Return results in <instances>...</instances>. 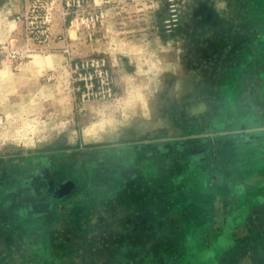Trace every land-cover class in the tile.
<instances>
[{
	"label": "rangeland",
	"instance_id": "obj_1",
	"mask_svg": "<svg viewBox=\"0 0 264 264\" xmlns=\"http://www.w3.org/2000/svg\"><path fill=\"white\" fill-rule=\"evenodd\" d=\"M40 1L21 0L19 10L7 18L0 10V42L20 40L25 16L28 22L35 20ZM49 1L51 24L59 18L69 31L64 24L54 35L51 25L50 39L28 59L32 62L14 69L4 59L0 65L6 71L26 72L24 94L14 101L18 111L10 113L15 117L8 120L3 137L0 130L5 140H0V264H157L161 252H166L164 264H200L192 255H172L193 248V242L196 247L219 248L214 262L213 255L199 256L202 264H264V239L230 240L225 249V242L218 240L190 243L176 237V226L168 228L166 238L138 242L136 256L96 254L91 252L95 240L82 238L87 223L78 218L81 199L102 194L122 159L129 157L121 164L129 174L144 151H176L170 144L184 142L202 153L215 147L214 139L230 136L235 130L228 123L231 112L216 106L228 100L234 84V78L226 76L232 71L245 75L237 62L254 54L257 35L264 37V0H89L72 7L65 20L60 0ZM53 40L61 41L55 50L63 57L41 75L36 73V80L34 65L48 55ZM90 57L105 60L112 79L109 97L83 95L75 65ZM254 66V76L246 78L239 98L251 108L257 103L255 128L261 134L264 60ZM40 102L51 106L40 111ZM58 174L74 184L60 201L42 191ZM102 176L107 181L98 191ZM71 201L79 207L69 217Z\"/></svg>",
	"mask_w": 264,
	"mask_h": 264
},
{
	"label": "crops",
	"instance_id": "obj_2",
	"mask_svg": "<svg viewBox=\"0 0 264 264\" xmlns=\"http://www.w3.org/2000/svg\"><path fill=\"white\" fill-rule=\"evenodd\" d=\"M20 2L21 0H3L0 6L2 15L7 18V15L18 11ZM56 19L55 25L51 27L54 35L62 30L64 24V29H67L66 21ZM263 28L264 25L261 29ZM261 29H257L256 25L257 31ZM254 39L253 45L257 47L254 54L247 53L237 62V65L244 67L245 75L241 71H232L226 76L234 78V84L228 93V100L221 102V109L216 106V110L231 112L228 123L235 130L230 136H226L228 138L214 139L215 147L212 145L210 150L208 148L196 157L189 155L187 151L186 155L169 150L159 154L144 151V156L138 161L135 159L129 174L121 166L124 159H129L124 158L112 183L109 184L105 176L100 177L101 183L97 184V190L98 186L101 188L107 181L104 184L107 186H102V190H105L102 194L98 190L96 198L81 199L78 218L87 223L86 231H82V238L95 240L96 246L91 247L89 241L87 245V248H92V253L105 252L118 257L124 254L136 256L138 242L166 238L165 232H168L169 227L175 226L178 229L176 237L187 238L190 243L197 239L216 240L220 237L228 240L264 239V133L260 134L259 129L255 128L259 124L257 117L255 119V115H258L255 107L257 103L251 97L252 104L255 103L251 108L242 101V97L239 98L243 93V85H247L246 78L254 76V65L264 60V49H259V46L264 47V37L257 35ZM49 45L48 55L40 57L34 65L36 80L40 78L36 73L41 75L48 65L63 57L60 50H55V47L61 45V41L53 40ZM33 60L23 62L21 66ZM24 73L6 71L0 67L1 137L5 135L3 130L10 126L8 120L15 117L10 113L18 111L19 104L14 101L24 94ZM219 101L217 99V103ZM46 104L40 102L39 110L42 111ZM50 106L49 102L47 107ZM45 141L51 142L50 138ZM56 177L62 176L58 174L52 179L55 180ZM74 203L76 201L67 203L68 207L71 206L67 211L69 217L79 207ZM78 218L75 222L80 221ZM62 219L60 218L61 222ZM83 228L85 229L82 227V230ZM194 244L193 242V248L172 252L182 256L195 255L196 251L205 248L199 245L194 248ZM228 244L229 242L223 248L229 247ZM82 246L83 249L86 247ZM216 246H212L215 254L219 250ZM164 254L166 252H161V255ZM177 264L187 263L182 261Z\"/></svg>",
	"mask_w": 264,
	"mask_h": 264
},
{
	"label": "built area",
	"instance_id": "obj_3",
	"mask_svg": "<svg viewBox=\"0 0 264 264\" xmlns=\"http://www.w3.org/2000/svg\"><path fill=\"white\" fill-rule=\"evenodd\" d=\"M89 0H60L59 8L61 17L66 19L72 7L84 6ZM39 8V10H37ZM52 5L49 0H42L36 8L35 20L28 22V17L23 20L24 33L20 40L13 42L4 40L0 42V60H6L14 69L28 60L34 52L42 50L44 44L50 39L52 22ZM37 17V18H36ZM78 79L83 85L87 98L94 96L109 97L112 93V79L105 66L104 58L90 57L82 59L75 65Z\"/></svg>",
	"mask_w": 264,
	"mask_h": 264
},
{
	"label": "flooded vegetation",
	"instance_id": "obj_4",
	"mask_svg": "<svg viewBox=\"0 0 264 264\" xmlns=\"http://www.w3.org/2000/svg\"><path fill=\"white\" fill-rule=\"evenodd\" d=\"M171 147L172 148H175L176 151H173V152H180L181 149H187V152H190L191 154H193L192 156H198L200 155L197 151L199 150H196L194 149V145H191V146H188L184 143V142H172L171 144ZM169 150V151H172V149H166V151ZM183 151V150H182ZM48 186L45 187V189H42V191L45 193V195L48 196V198H54V199H57L58 201H60L61 198H64L65 196L68 195L69 191L73 188V182H71L70 180L68 179H63L62 177H56V180H52L50 179L48 181ZM41 218V217H40ZM39 219V218H38ZM43 219V218H42ZM220 241L221 243L222 242H225L228 243L230 240L226 239V238H223V237H220L219 239H214L212 240L213 242H216V241ZM228 240V241H227ZM224 244V245H225ZM196 245H194V248H197L195 247ZM223 246V244H222ZM224 247V246H223ZM207 249V248H206ZM203 250V249H200V251H196L195 255H192L194 256L193 259H195V262L197 263H200L202 264L203 262L201 261V259H198L199 256H201L202 258H204L205 256H207V254L209 256H211V259L212 261L214 262L215 260V254H214V250L213 249H207V250ZM202 254V255H201ZM174 255V253L172 254ZM176 255V254H175ZM162 258L158 260L157 264H164L165 262L163 261L164 260V257L163 255H161ZM164 256H166V254H164ZM200 257V258H201ZM166 259V258H165ZM178 263V262H177ZM210 264V263H209Z\"/></svg>",
	"mask_w": 264,
	"mask_h": 264
}]
</instances>
